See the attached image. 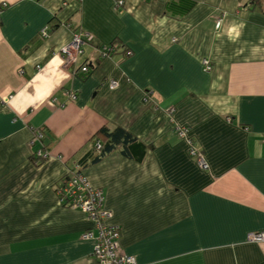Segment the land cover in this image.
<instances>
[{"label": "crops", "instance_id": "obj_1", "mask_svg": "<svg viewBox=\"0 0 264 264\" xmlns=\"http://www.w3.org/2000/svg\"><path fill=\"white\" fill-rule=\"evenodd\" d=\"M74 31L92 41L66 67L58 53ZM111 44L118 52L99 60ZM82 65L89 74L72 75ZM101 128L134 140L81 170L122 254L136 264H264V243L246 241L264 231V3L0 0V264H97L93 241L80 239L91 224L55 190ZM34 130L44 132L43 162L30 159Z\"/></svg>", "mask_w": 264, "mask_h": 264}, {"label": "built area", "instance_id": "obj_2", "mask_svg": "<svg viewBox=\"0 0 264 264\" xmlns=\"http://www.w3.org/2000/svg\"><path fill=\"white\" fill-rule=\"evenodd\" d=\"M116 7L120 8L122 3L116 2ZM219 24H216V28ZM69 27V26H67ZM47 28H43L40 31V36L47 37ZM92 41L91 35L82 32L74 31L71 35L70 41L59 49V55L64 61V66H72L77 63L79 56L82 54L81 48ZM113 52L111 46L103 45L97 50L98 59L104 60L109 58V55ZM125 57L131 55L130 52L125 51ZM201 65L205 73H210L211 66L208 61L202 60ZM89 68L86 65L78 67L73 71L72 75H78L85 77L89 74ZM117 86L116 82L108 81V89L113 90ZM70 100H75V95H68ZM174 131L179 139H181L187 149V154L191 157L195 164L201 170H206L207 165L203 160V157L194 147L193 141L187 136L186 129L184 127H175ZM43 134L40 130H34L31 133V137L27 143L29 149L33 148L36 144L41 142ZM96 149L99 148L96 143ZM36 157L47 160L50 158V154H46L41 150L35 151ZM59 158V157H58ZM55 195L58 204L63 208H71L80 210L86 217L87 221L91 224V229L84 232L80 239L92 240V257L97 264H136L133 257L122 254L119 251V229L115 226L106 224V221L110 218V213L103 209V195L101 191L93 189L87 179L81 173L80 168L75 165L66 172L64 181L55 190ZM248 243H264V231L257 233H250L246 237Z\"/></svg>", "mask_w": 264, "mask_h": 264}, {"label": "trees", "instance_id": "obj_3", "mask_svg": "<svg viewBox=\"0 0 264 264\" xmlns=\"http://www.w3.org/2000/svg\"><path fill=\"white\" fill-rule=\"evenodd\" d=\"M264 3V0H248V4L251 5L254 8H261V5ZM111 46L113 52L109 55V57H111L112 55H114L115 53L118 52V49L120 48L118 45L115 44H111L109 45ZM123 53H125L123 51ZM74 76H78V75H74ZM43 134V139L41 142H39L38 148L39 150H41L42 152L49 154L48 151H46L45 146H44V132L42 130H40ZM94 140L92 142H94L93 147H92V154L91 152L87 155H85L77 164V166L80 168V170H82V168L84 166H86V164H93L96 163L101 157H103L104 155L116 150L118 147L120 146H126L128 144H132L134 142V140L130 137V135L124 131L123 129L120 128H115L111 131H108L105 128H101L99 129L96 134L94 135ZM96 143L98 144L99 148L96 149ZM36 151V150H35ZM35 151L32 152L31 154V160L35 161V162H43L44 160L36 157L35 155ZM61 181H64V177L62 178Z\"/></svg>", "mask_w": 264, "mask_h": 264}]
</instances>
